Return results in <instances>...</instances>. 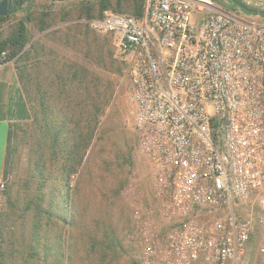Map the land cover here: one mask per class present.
<instances>
[{
    "label": "built area",
    "instance_id": "2783aa9c",
    "mask_svg": "<svg viewBox=\"0 0 264 264\" xmlns=\"http://www.w3.org/2000/svg\"><path fill=\"white\" fill-rule=\"evenodd\" d=\"M238 1L262 21L216 0H145L139 17L85 21L127 65L149 171L150 202L135 180L126 191L135 264H237L256 229L264 259V0ZM11 62L0 51V69Z\"/></svg>",
    "mask_w": 264,
    "mask_h": 264
},
{
    "label": "rangeland",
    "instance_id": "374dc122",
    "mask_svg": "<svg viewBox=\"0 0 264 264\" xmlns=\"http://www.w3.org/2000/svg\"><path fill=\"white\" fill-rule=\"evenodd\" d=\"M108 1L110 9L133 15L145 0ZM216 1L246 20L262 21L228 0ZM99 11L100 0H23L0 23L2 39L31 13L27 48L37 44L19 64L32 118L12 128L11 169L0 192L4 264H135L126 191L135 180L150 202L151 181L133 129L127 65L116 55L113 37L85 23ZM46 13L51 27L39 32ZM35 214L41 219L37 242ZM257 243L256 229L237 264H264ZM32 244L38 254L28 260Z\"/></svg>",
    "mask_w": 264,
    "mask_h": 264
},
{
    "label": "trees",
    "instance_id": "16d2710c",
    "mask_svg": "<svg viewBox=\"0 0 264 264\" xmlns=\"http://www.w3.org/2000/svg\"><path fill=\"white\" fill-rule=\"evenodd\" d=\"M142 2V1H141ZM117 5H120V0L117 2ZM111 6L109 4V1L108 0H100V11H99V14L97 17H90L87 18L88 20L90 19H94V18H101L102 16V12L105 11V10H112L110 9ZM249 9H252V8H249ZM255 10V9H254ZM113 12L115 13H119V14H122L120 12V9H117V8H114V10H112ZM135 13L133 16L135 17H139L141 16V13H142V3H139L138 6L136 7V9L134 10ZM13 11H10L9 14L5 17H0V23L1 22H5L9 19V16L11 15ZM15 12V11H14ZM246 14H251V13H248L246 11H244ZM85 13V11H84ZM28 13H26L25 15V19L24 20H19L18 22H16L15 24H13L11 26V28L9 29L8 33L6 36L2 37V39H0V51H7V59L9 61H12L13 64H14V68L16 70V73L18 75V80L22 86V81L24 79V72L23 70H21V67L19 66V64L21 62H26V60H28L29 56H30V53L33 52V50L36 49V46L37 44L34 45V43H31L29 45V47L27 48V45L30 43L31 41V37H30V34H29V30H28V27H27V22H29L31 20L30 18V15H27ZM48 13H46L45 15H40V19H39V26L37 27V30L39 32H43V31H46L48 28H50V24H48L47 22V18L49 17V14L47 15ZM124 14V13H123ZM251 15H254V14H251ZM23 90V89H22ZM15 134V130H12V133L10 132V137H9V142L11 144L10 146V151H9V168L11 169V157L13 155V147H12V134ZM58 135H52V138H53V141L56 142V138H57ZM53 142V143H54ZM68 160H71V159H68ZM69 166V165H68ZM65 166H62V170H66L64 169ZM75 171L74 169V165L71 166V170L69 172H67V177L73 173ZM10 194H11V191H8V193H6L7 195V202L8 203H11L10 201ZM30 209V208H29ZM28 209V210H29ZM41 211V208L38 209V212ZM34 218H35V221L33 222V225H32V230H33V234H34V240L35 242L38 241V237H39V234H38V229L40 227V221L41 219H39L40 217L37 216V214L34 215ZM62 220H64L62 218ZM1 222V220H0ZM1 232H0V239H1ZM251 240V238H250ZM250 242V241H249ZM47 252V250H46ZM58 253L60 252V249L59 251H57ZM30 254L31 256L28 258L29 259H33L32 258V255L33 254H38V251H36V246L35 244H32L31 246V249H30ZM3 254H2V250L0 249V264H4L3 262ZM27 262V261H26Z\"/></svg>",
    "mask_w": 264,
    "mask_h": 264
},
{
    "label": "crops",
    "instance_id": "0c3cea01",
    "mask_svg": "<svg viewBox=\"0 0 264 264\" xmlns=\"http://www.w3.org/2000/svg\"><path fill=\"white\" fill-rule=\"evenodd\" d=\"M133 15L135 11L131 12ZM44 32V31H43ZM32 118L13 62L0 69V176H9L10 132L13 125Z\"/></svg>",
    "mask_w": 264,
    "mask_h": 264
},
{
    "label": "water",
    "instance_id": "95a60500",
    "mask_svg": "<svg viewBox=\"0 0 264 264\" xmlns=\"http://www.w3.org/2000/svg\"><path fill=\"white\" fill-rule=\"evenodd\" d=\"M18 1H19V4H22L23 0H18ZM51 1H55V0H51ZM59 1H63V0H59ZM228 1H230L233 5L237 6L239 9H241L243 11H246V12L254 14V15L259 14V11L254 10V9H249L248 7L243 5L238 0H228ZM11 2H12V0H0V17H5L9 14Z\"/></svg>",
    "mask_w": 264,
    "mask_h": 264
},
{
    "label": "flooded vegetation",
    "instance_id": "af4514ba",
    "mask_svg": "<svg viewBox=\"0 0 264 264\" xmlns=\"http://www.w3.org/2000/svg\"><path fill=\"white\" fill-rule=\"evenodd\" d=\"M21 4H19L18 0H12L10 5V11L16 10Z\"/></svg>",
    "mask_w": 264,
    "mask_h": 264
}]
</instances>
